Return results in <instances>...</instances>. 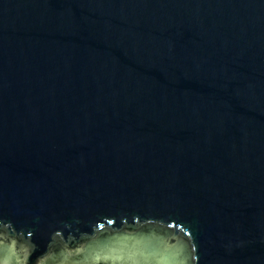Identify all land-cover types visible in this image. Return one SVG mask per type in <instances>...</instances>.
Listing matches in <instances>:
<instances>
[{"label":"water","instance_id":"water-1","mask_svg":"<svg viewBox=\"0 0 264 264\" xmlns=\"http://www.w3.org/2000/svg\"><path fill=\"white\" fill-rule=\"evenodd\" d=\"M0 264H264V0H0Z\"/></svg>","mask_w":264,"mask_h":264}]
</instances>
